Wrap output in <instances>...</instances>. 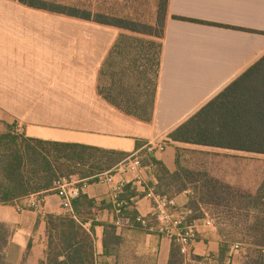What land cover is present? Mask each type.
Listing matches in <instances>:
<instances>
[{
    "label": "crops",
    "instance_id": "0c3cea01",
    "mask_svg": "<svg viewBox=\"0 0 264 264\" xmlns=\"http://www.w3.org/2000/svg\"><path fill=\"white\" fill-rule=\"evenodd\" d=\"M166 11L150 122L121 112L97 93L100 67L116 37L87 32L86 27L96 30L98 23L60 14L65 17L54 32L31 25L23 33L3 34L0 39V133L17 122L18 135L24 138L136 156L140 161L137 171L115 172L123 161L108 171L114 172L115 181L132 184L138 193L159 188L152 156L170 174L178 171L179 163L192 171H206L242 193L254 194L258 187L254 189L250 182L252 156L257 153L174 141L169 134L264 55V0H168ZM67 22H73L75 32H65ZM78 27L84 28L82 32L78 33ZM89 179L88 187L73 200L70 217L90 235L92 264H168L170 239L127 221L111 230L106 227L116 219L110 186ZM162 190L174 201L171 213L183 220L194 219L197 239L188 255L216 254L217 226L204 224L205 218L213 219L207 207L198 204L196 211L189 207L193 198L189 188L181 190L172 184ZM39 196L38 209L25 206L27 196L17 204H0V223L10 230L17 264L46 263L48 215L67 216L54 193ZM133 208L142 217L151 216L152 203L145 195L135 199ZM197 214L203 218H195ZM244 250L243 246L232 249L234 264H240Z\"/></svg>",
    "mask_w": 264,
    "mask_h": 264
},
{
    "label": "trees",
    "instance_id": "16d2710c",
    "mask_svg": "<svg viewBox=\"0 0 264 264\" xmlns=\"http://www.w3.org/2000/svg\"><path fill=\"white\" fill-rule=\"evenodd\" d=\"M17 1L32 8L126 30L117 35L100 67L97 93L127 115L144 122L152 120L168 0L158 2L153 25L92 14L81 6L57 0ZM6 128V132L0 133V204L3 205L17 204L26 196L49 192L62 176L77 174L81 178H93L112 170L129 156L84 144L24 138L15 132L13 125ZM169 138L264 154V55L175 128ZM149 157L159 179V188H154L156 194L166 195V190L162 189L172 184L181 190L189 188L193 197L189 207L196 211L198 204L228 202L217 193L221 189L226 197L234 196L237 208L249 216L245 228L222 230L217 227L219 250L216 254L185 255L181 247L172 242L168 264H234L231 252L235 244L245 248L240 264H264V179L254 194H247L219 182L206 171H192L179 163L178 171L170 174L161 161ZM143 195L145 191L138 193L132 184L124 185L119 197L126 205L121 207L113 225L106 227L111 230L116 227V221L120 224L127 221L147 230L137 220L140 215L133 208L135 199ZM68 216L48 215L50 239L47 260L42 264H92L90 235ZM192 218H185L182 226L193 225ZM195 218H203V215L197 214ZM151 221L149 223L155 225ZM15 252L9 228L0 223V264H17Z\"/></svg>",
    "mask_w": 264,
    "mask_h": 264
},
{
    "label": "rangeland",
    "instance_id": "374dc122",
    "mask_svg": "<svg viewBox=\"0 0 264 264\" xmlns=\"http://www.w3.org/2000/svg\"><path fill=\"white\" fill-rule=\"evenodd\" d=\"M56 1V0H50ZM62 3L74 4L84 9L90 10L92 14L112 15L122 17L126 20H136L145 24L153 25L156 19L157 4L160 0H57ZM65 16L55 13H48L30 9L19 4L16 0H0V39L3 34L23 33L32 25L41 28L45 33H51L58 29L60 19ZM70 25H63L65 32H75L73 22H67ZM84 25H88L87 23ZM92 25V24H90ZM94 26V25H93ZM85 27V26H84ZM78 33L82 32L83 27H78ZM87 32L109 34L111 38L117 37L122 33L119 29L107 25L95 24L96 30H90L86 27ZM13 129L19 127L17 122H13ZM7 130V128H6ZM128 156L127 158H129ZM126 158V159H127ZM125 159V160H126ZM254 164L253 178L251 179V187L254 189L264 179V154H254L252 156ZM220 197L228 199V202L206 204L208 213L213 217L217 227L222 230H231L234 227L239 229L248 225L249 216L244 210H239L236 206V199L226 197L224 192L219 189ZM245 249V248H244ZM244 257V254L243 256ZM188 258V257H187ZM243 258L241 259L242 262ZM240 262V263H241Z\"/></svg>",
    "mask_w": 264,
    "mask_h": 264
},
{
    "label": "built area",
    "instance_id": "2783aa9c",
    "mask_svg": "<svg viewBox=\"0 0 264 264\" xmlns=\"http://www.w3.org/2000/svg\"><path fill=\"white\" fill-rule=\"evenodd\" d=\"M16 133H19V127L14 129ZM140 167L139 158L131 156L125 161L120 163L115 172L137 171ZM114 172L106 171L99 173L93 177L98 182L106 183L110 186V196L114 204L115 214L120 213L122 206L126 205L124 200L120 199V193L123 189L122 181L114 180ZM90 183L89 178H81L77 174H71L68 176L59 177L54 183L50 192L54 193L60 200V207L65 215L73 216V200L78 198L83 191L88 187ZM40 194H32L27 196L25 203L26 207L32 209H38L41 203ZM145 196H147L152 203V213L149 218L139 216L137 220L148 231H156L161 236L170 239L172 242L177 243L181 247V251L188 255L190 245L197 239L196 226L186 225L182 226L183 218L178 217L170 212V207L174 205V201L165 196L156 194L150 189L145 190ZM18 209L22 208L18 206ZM155 222V225L149 223L151 220ZM151 221V222H152ZM116 224L120 223L116 221ZM205 225H216L214 219L205 218ZM241 244H235L233 246L234 251L241 249Z\"/></svg>",
    "mask_w": 264,
    "mask_h": 264
}]
</instances>
